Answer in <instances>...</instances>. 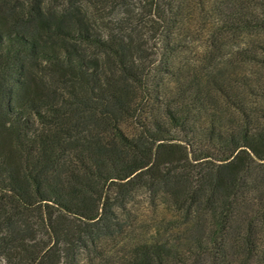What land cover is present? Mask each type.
Returning a JSON list of instances; mask_svg holds the SVG:
<instances>
[{"label": "trees", "instance_id": "16d2710c", "mask_svg": "<svg viewBox=\"0 0 264 264\" xmlns=\"http://www.w3.org/2000/svg\"><path fill=\"white\" fill-rule=\"evenodd\" d=\"M0 264H264V0H0Z\"/></svg>", "mask_w": 264, "mask_h": 264}]
</instances>
